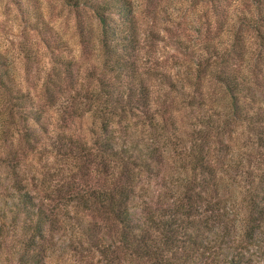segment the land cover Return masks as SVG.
<instances>
[{"label": "trees", "instance_id": "16d2710c", "mask_svg": "<svg viewBox=\"0 0 264 264\" xmlns=\"http://www.w3.org/2000/svg\"><path fill=\"white\" fill-rule=\"evenodd\" d=\"M65 1L76 11L81 50L97 47L99 61L93 83H69L62 93L68 107L98 118V129L90 143L70 133L54 135L52 143L73 159L71 179L79 183L69 197L90 214L85 233L94 237L102 264H255L251 247L264 220V83L257 61L264 58V32H255L257 50H244L235 32L228 41L218 38L219 18L212 25L204 20L195 50H185L177 35L165 39L176 49L167 59L140 50L143 34L163 37L151 28L142 32L131 0ZM250 1L254 21H264V0ZM209 2L219 14L221 5ZM84 7L91 9L96 31L81 17ZM31 16L44 44L61 48L40 13ZM171 93L185 98L173 100ZM180 105L193 111L195 122L186 131L185 152L176 157L180 163L170 171L164 120ZM41 114L0 50V173L8 186L0 198V241L12 232L4 264H45L53 243L54 207L23 171L22 143L33 135L26 121L40 123ZM16 121L22 135H13ZM239 124L244 154L223 162L214 146L221 147Z\"/></svg>", "mask_w": 264, "mask_h": 264}, {"label": "rangeland", "instance_id": "374dc122", "mask_svg": "<svg viewBox=\"0 0 264 264\" xmlns=\"http://www.w3.org/2000/svg\"><path fill=\"white\" fill-rule=\"evenodd\" d=\"M131 1L142 32L151 28L152 34L158 32L157 34L163 37L160 41L143 34L140 50H156L167 59L171 50L176 49L165 43V39L177 35L183 40L185 50H195L203 34L204 20H210L209 24L212 25V20L219 18L222 27L216 33L218 38L228 41L232 32H235L240 35L244 50H257L255 32H264V21H254L256 10L250 0H214L221 5L219 14L211 10L209 0ZM78 10L81 11V17L91 21L96 31L97 22L92 18L91 9L84 7ZM33 12L40 13L42 20L49 27L51 38L61 42V48L44 44L41 34L30 23L33 20ZM75 13V8L65 0H0V50L4 53L17 86L31 96L35 106L42 109L40 123L27 119L26 129L33 132V135L28 142L22 143V147L27 152L23 171L31 188L37 190L39 196H45L46 202L53 205L55 212L53 243L45 264H102L100 254L93 246L94 237L89 236L90 232L85 233L90 214L87 210L78 209L69 197L72 185L79 183L77 179H71V173L74 172L71 166L73 159L56 152L52 143L54 135L58 133H70L90 143L98 129V118L88 111L77 113V109L68 107L62 93L65 85L91 84L98 74L95 67L99 61L97 47L85 52L81 50ZM251 20L254 21V27L248 25ZM26 54L29 57L26 58ZM56 55L62 58V61L71 59L72 63H58L54 57ZM257 61L260 62L258 66L264 83V58ZM170 96L173 100L185 98V94L181 93H171ZM215 101L220 102V99ZM210 102L207 103L212 108ZM177 110H172L164 120L169 155L166 158V167L170 171L180 163L181 158L176 157L185 152L190 140L186 131L195 122L194 113L188 107L180 105ZM216 110L220 109L214 111ZM233 126L234 124H231V127ZM13 127L16 128L14 136L17 133L22 135L24 128L19 121H16ZM242 127L239 124L230 136L223 137V143L219 144L221 147L214 146L220 149L223 162H235L238 156L244 154L245 148L240 146L241 140L245 138ZM9 139L16 143L15 139ZM2 174L0 173V198L7 192L8 187ZM10 235L12 238L11 229H8L5 240L0 241V264H4L3 256L9 252ZM1 237L0 235V240ZM107 242L104 240L103 243ZM251 249L254 263L264 264V220L255 233Z\"/></svg>", "mask_w": 264, "mask_h": 264}]
</instances>
